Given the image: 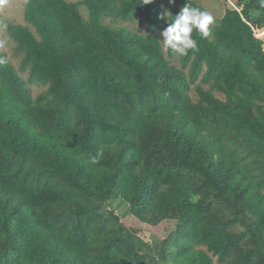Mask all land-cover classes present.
<instances>
[{
    "label": "trees",
    "instance_id": "1",
    "mask_svg": "<svg viewBox=\"0 0 264 264\" xmlns=\"http://www.w3.org/2000/svg\"><path fill=\"white\" fill-rule=\"evenodd\" d=\"M186 2L210 13L26 0L24 22L0 16L20 57L0 45V264H264V8L210 13L178 56L159 17ZM128 217L175 229L147 241Z\"/></svg>",
    "mask_w": 264,
    "mask_h": 264
},
{
    "label": "rangeland",
    "instance_id": "2",
    "mask_svg": "<svg viewBox=\"0 0 264 264\" xmlns=\"http://www.w3.org/2000/svg\"><path fill=\"white\" fill-rule=\"evenodd\" d=\"M74 1V0H70ZM199 3L205 5L210 13L217 19L222 18L225 13V10L228 6H232L233 3L237 0H195ZM26 0H0V16L5 19L14 20L18 23L24 22V9ZM109 22L108 20H105ZM127 25L130 29H133L141 34H146L148 32L147 26L144 23H141L138 19L132 22H127ZM4 23L0 22V45L1 49L7 54V57L12 61L16 68L19 67V58L18 56H13L14 42L11 40L9 35L4 30ZM256 32V31H255ZM161 36V35H160ZM264 40V39H263ZM171 63L176 65L178 68L181 67V62L176 56L171 60ZM196 85L192 86L191 96L196 100L197 94L195 91ZM204 88L208 89L209 85H203ZM46 87L43 86H33L32 93L34 96L44 91ZM216 96L223 99V96L219 93H216ZM113 205V204H112ZM119 213L124 214L125 210L122 204H118L115 207ZM123 223L129 228L135 230L139 236L144 238L147 241H153V239L159 238L162 239L168 235L171 231L175 229L173 223H163L161 226H151L149 224L141 223L136 221L132 217L124 218Z\"/></svg>",
    "mask_w": 264,
    "mask_h": 264
},
{
    "label": "clouds",
    "instance_id": "3",
    "mask_svg": "<svg viewBox=\"0 0 264 264\" xmlns=\"http://www.w3.org/2000/svg\"><path fill=\"white\" fill-rule=\"evenodd\" d=\"M170 4L175 0H168ZM153 3V0H144V5ZM261 8H264V0H259ZM160 19H166L167 26L161 32V42L165 50H171L178 56H185L189 50L197 49V42L193 39V31H197L202 37L210 34V26L214 24V17L207 11L192 7L187 2L181 7L180 11L169 19V11L164 10ZM0 60V63H3ZM102 153L90 156L89 161L92 164L99 163Z\"/></svg>",
    "mask_w": 264,
    "mask_h": 264
}]
</instances>
